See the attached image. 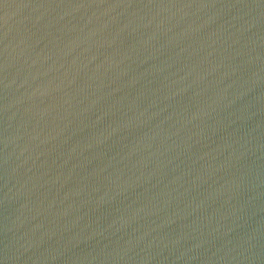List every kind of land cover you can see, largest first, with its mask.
Wrapping results in <instances>:
<instances>
[{
    "label": "water",
    "instance_id": "obj_1",
    "mask_svg": "<svg viewBox=\"0 0 264 264\" xmlns=\"http://www.w3.org/2000/svg\"><path fill=\"white\" fill-rule=\"evenodd\" d=\"M0 264H264V0H0Z\"/></svg>",
    "mask_w": 264,
    "mask_h": 264
}]
</instances>
